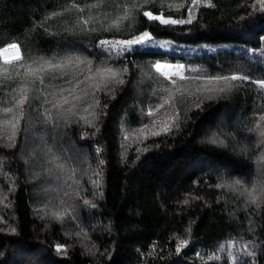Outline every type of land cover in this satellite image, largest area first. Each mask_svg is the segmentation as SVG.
Segmentation results:
<instances>
[{
    "label": "trees",
    "instance_id": "obj_1",
    "mask_svg": "<svg viewBox=\"0 0 264 264\" xmlns=\"http://www.w3.org/2000/svg\"><path fill=\"white\" fill-rule=\"evenodd\" d=\"M144 11L190 15L191 23L160 25ZM143 31L154 46L120 56L114 44L104 53L98 47L100 40ZM12 42L26 63H74L57 70V79L46 73L44 85L32 86V108L21 121L28 131L18 135L16 148H0V264H236L237 258L244 264L249 258L241 246L248 241L257 245L253 264H264V207L246 209L239 190L216 187L236 180L251 187L264 178V89L251 82L264 77V13L256 0H199L198 6L192 0H0V47ZM87 61L93 74L97 67L119 70L124 83L101 84L95 92L98 118L82 103L77 115L57 119L52 102L58 96L45 103L41 91L83 80ZM154 62L184 65L185 79L157 72ZM19 70L17 80L24 78ZM233 74L251 80L232 82L237 86L224 93L205 90L226 83L206 78ZM16 86L0 87V101L7 102L0 108L10 106ZM46 108L56 126L36 125L46 138L42 149L65 164L62 172L55 164L50 175L47 162L34 158L31 126ZM173 118L170 133L151 134ZM98 160L104 161L100 187L92 184ZM56 245L67 251L57 253Z\"/></svg>",
    "mask_w": 264,
    "mask_h": 264
},
{
    "label": "snow or ice",
    "instance_id": "obj_2",
    "mask_svg": "<svg viewBox=\"0 0 264 264\" xmlns=\"http://www.w3.org/2000/svg\"><path fill=\"white\" fill-rule=\"evenodd\" d=\"M256 2L259 4V11L264 13V0H256ZM192 3L194 6L199 5V0H192ZM76 6V5H74ZM101 4H92L89 5V7H100ZM255 8V5H253ZM79 11H82V9H77ZM143 16L147 17L149 22H159L160 25L170 26L175 24H184V23H191V16L189 15L188 19H172V18H165L162 14L161 15H153L150 11H144ZM124 18L127 19L128 12L125 9L124 11ZM85 24L87 21L84 22ZM107 30V29H106ZM115 45L118 49L117 56L128 54L136 51L138 48H149L154 46L155 41L152 36V34L149 31H143L141 34L136 35L129 39H122V40H108L103 39L99 41V49L102 53L107 52L108 49L106 46L108 45ZM162 47V45H161ZM9 50H12L13 56L12 59H7L9 55ZM0 57H5L3 61V66L0 67V87L5 86L6 81H14L16 82V87H13L11 89L10 95L12 96L10 106H5L3 108H0V140H3V143H0V148H8V149H14L17 145V137L18 135L23 131H28V126H25L24 128H21V121H23L27 115V112L25 111L26 107L30 111L32 106L29 103L30 96L29 93L33 91V85L39 82L40 85H44V76L46 73L53 74L49 76L50 80L57 79V77L54 75V73L57 70H63L68 65H71L74 63L71 59L67 61V64L65 63H53L51 61H43V63H37L36 61H33L31 64L26 63L24 56L21 53V47L17 42L7 43L4 47H0ZM79 63H85V61H79ZM88 64V75L84 77L83 80L77 79L76 77H73L72 79H68L65 81L66 84L70 85V87L65 88L62 86L49 84V87H52L53 89H58L57 91H53L52 93H47L44 91H41L38 89V91H41V94L45 97V103H47V96L52 95L54 97L58 98L52 102V107L57 109L58 116L57 119H66L69 116H75L77 115V108L83 103L86 104L87 107H85L83 110L85 112H89L90 109L92 111L90 112V115H92L95 118H98V113L94 110L93 104L89 103L88 97L91 96L92 99L95 101V107H99V101L95 100V92L100 90L101 84L104 87H107L109 84L115 83V84H123L124 80L121 78V72L119 70H115L113 68L109 67H97L95 74H93L92 67H91V61L86 62ZM152 68H155L157 72L160 71L162 67L164 68H173L175 71L170 73H165L167 76H179L181 80L185 79V77L182 75V70L184 69V65H170V64H161L159 62H154L151 65ZM23 68V79L17 80L18 77L21 76V72L19 69ZM124 72H127V68L123 70ZM14 72V74H13ZM66 75V73H64ZM100 77V82L92 83V81L96 80V77ZM209 81H224L225 86L224 87H218L216 89H213L211 87H207L205 90L207 92H218V93H224L226 91H229L231 88L236 87L237 85L232 83L236 81H250L251 78L249 75H236L233 74L231 76H216V77H208L206 78ZM252 83H255L259 88L264 89V77L258 78L256 80H251ZM173 84H175V80L172 81ZM82 84H87L86 87L81 88ZM183 89H178V92L183 94ZM200 89H197V92H199ZM67 93V95H65ZM39 97H37L38 99ZM0 103H7L6 101H0ZM65 105H68V107H64ZM163 106V105H161ZM149 115H152V112H149ZM83 119V117H81ZM261 121H264V116L260 117ZM87 123L90 126H94L93 120H88ZM155 123V122H153ZM49 125L53 124L55 127L52 118H51V110L45 109L44 113L37 112L35 121L32 123V135L35 136L39 129L36 127V125ZM176 126L175 125V118H173V122L171 124L165 122L163 124V132L161 131H153L151 134L153 136H159L162 134H168L172 131V128ZM148 126L145 125V128ZM259 128V126H257ZM10 129V131H8ZM251 131V129H250ZM140 132L143 133L144 129H140ZM260 137L262 138V142H264V130H260L259 132ZM127 139V137H125ZM147 135L144 136V139H147ZM40 139H43V137H40ZM81 139H84L82 136ZM212 143H216V140L213 139L211 141ZM220 143H223V141H220ZM158 147V145H157ZM97 153L100 152V149H96ZM138 152H148L150 151L149 148H143V149H137ZM139 158V157H138ZM71 159V158H69ZM261 161H264V156L260 157ZM51 163V161H50ZM104 164L103 160L97 161V166L99 167V171L93 170V175L98 177L99 179L92 180V184L96 187H100L101 180H102V172L103 168L102 165ZM56 168L59 169L61 172L65 168V164L58 163L56 164ZM74 172L75 170L72 169ZM52 172V169H48V174L50 175ZM262 177H264V165H262ZM39 179V177H37ZM216 187L218 188H225L228 187L232 190H239L240 196L244 197V206L246 209L249 207H254L256 211H259L262 207H264V178L259 179L255 184H253L251 187L244 186L241 181L236 180L232 184L228 183H220L217 184ZM83 203L85 205H90L92 209H95L98 207V205L94 202H90L89 200H84ZM184 203H187V201H184ZM55 219H60L62 214H53ZM250 231H254L253 228L249 229ZM11 231L13 233L16 232L15 228H12ZM189 232L191 229L188 230ZM188 245V240H181L180 244L177 245V253L180 252L182 247H186ZM232 244L229 245L231 247ZM219 247V246H218ZM242 250L245 252L246 256L249 258L244 262V264H253L252 258L255 256V249L257 247L256 243L254 241H248L246 243L242 244ZM55 251L57 253L66 252L67 249L63 245H56ZM236 264H239V258H237Z\"/></svg>",
    "mask_w": 264,
    "mask_h": 264
},
{
    "label": "rangeland",
    "instance_id": "obj_3",
    "mask_svg": "<svg viewBox=\"0 0 264 264\" xmlns=\"http://www.w3.org/2000/svg\"><path fill=\"white\" fill-rule=\"evenodd\" d=\"M161 64L162 65L163 64L179 65V64L169 63V62H161ZM173 71H175V69H173V68H164V67H162L160 69V72H162L163 74L170 73V72H173ZM182 72H183V70H182ZM93 108L97 112V107H95V103L93 104ZM91 111H92V109H90L89 112H85V113L90 114ZM0 131H2V130H0ZM40 137H43V139H40ZM35 139H36V145L37 144L38 145L35 146V147H37V149H36V154H34V158L35 159H37L38 157L41 158L42 160H44V163L47 162V164L50 166L49 168L51 169L52 167L55 166L56 162L58 161V159L56 161L55 153L52 154V152L49 151L48 154H47V151L42 149L43 146H46V141H45L46 138H45V136H42L41 134H36L35 135ZM32 153H33V151H32ZM32 156H33V154H32ZM50 161H51V163H50Z\"/></svg>",
    "mask_w": 264,
    "mask_h": 264
},
{
    "label": "built area",
    "instance_id": "obj_4",
    "mask_svg": "<svg viewBox=\"0 0 264 264\" xmlns=\"http://www.w3.org/2000/svg\"><path fill=\"white\" fill-rule=\"evenodd\" d=\"M12 56H13L12 50H9L8 58H12Z\"/></svg>",
    "mask_w": 264,
    "mask_h": 264
},
{
    "label": "crops",
    "instance_id": "obj_5",
    "mask_svg": "<svg viewBox=\"0 0 264 264\" xmlns=\"http://www.w3.org/2000/svg\"><path fill=\"white\" fill-rule=\"evenodd\" d=\"M159 63H161V62H159Z\"/></svg>",
    "mask_w": 264,
    "mask_h": 264
},
{
    "label": "bare ground",
    "instance_id": "obj_6",
    "mask_svg": "<svg viewBox=\"0 0 264 264\" xmlns=\"http://www.w3.org/2000/svg\"><path fill=\"white\" fill-rule=\"evenodd\" d=\"M172 70V69H171Z\"/></svg>",
    "mask_w": 264,
    "mask_h": 264
}]
</instances>
